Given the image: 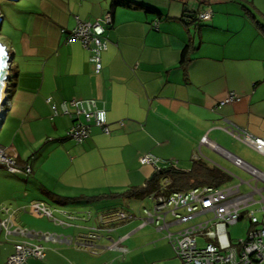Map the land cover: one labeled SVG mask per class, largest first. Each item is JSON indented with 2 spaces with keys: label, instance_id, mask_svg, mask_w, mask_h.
<instances>
[{
  "label": "crops",
  "instance_id": "obj_1",
  "mask_svg": "<svg viewBox=\"0 0 264 264\" xmlns=\"http://www.w3.org/2000/svg\"><path fill=\"white\" fill-rule=\"evenodd\" d=\"M16 2L8 41L2 42L11 65L5 93L10 106L0 128V148L17 155L21 165L30 164L32 172L26 174L24 186L14 187L0 203L6 200L18 207L43 200L71 213H81L89 204L103 205L95 215L115 210L111 201L128 200L126 210L138 215L110 234L114 239L125 237L123 256L107 248L110 241L105 236L97 254L73 245L43 243L46 258L27 264H182L163 232L141 225L143 208L152 206L150 192L142 197L122 194L143 188L154 177L155 168L140 162L148 153L177 161V169L191 171L196 161H203L227 174L203 152L218 154L234 166L222 150L244 159L242 145L264 158L225 130L234 124L264 139V0ZM245 7L257 14L260 25ZM207 9L213 11L210 20L191 19ZM107 12L113 18L106 33L109 47L103 53V68L96 73L89 51L78 40L66 43L61 29H74L76 17L95 21ZM187 45L191 47L183 63ZM232 92L240 99L221 103ZM49 98L57 105L73 98L97 99L107 109L109 132L95 127L83 143L66 138L73 121L64 115L52 117ZM232 175L226 186L235 185ZM0 184V191L11 186ZM259 187L264 195V183ZM56 215L66 219L61 212ZM243 219L250 226L245 215ZM71 222L74 225L65 227L42 225L31 214L16 216V224L28 229L73 236L86 234L97 223ZM16 239L0 240V264L7 263Z\"/></svg>",
  "mask_w": 264,
  "mask_h": 264
},
{
  "label": "built area",
  "instance_id": "obj_2",
  "mask_svg": "<svg viewBox=\"0 0 264 264\" xmlns=\"http://www.w3.org/2000/svg\"><path fill=\"white\" fill-rule=\"evenodd\" d=\"M212 17V9L201 11L197 15L199 21H207ZM112 21V13L107 12L95 21L76 17L74 29H61L66 43L78 40L89 51V59L94 64L96 73L103 68V53L109 47L106 33ZM240 97V94L232 92L221 103H230ZM4 99L1 124L10 106L9 99L6 96ZM48 102L51 103L52 117L64 115L73 121L66 133L68 139L83 143L90 138L95 127L109 132L107 109L97 99L73 98L57 105L49 98ZM225 130L264 156V139L234 124ZM203 141L207 143V137ZM222 152L236 166L247 172L251 180L232 175L238 180L235 185L221 188L211 185L196 186L188 191H169V182L164 180L159 187L150 191L148 197L153 202V207L144 208L141 225H153L157 231L163 232L182 264H264V195L263 189L259 187L260 182L264 183V171L227 150ZM17 158V155H9L5 149L0 148V167L7 168L13 174H30L31 165H21ZM140 162L143 165H152L156 171L177 166V161L162 159L152 153L141 156ZM244 186L249 188L248 192H243ZM56 212H61L66 219L58 217ZM19 214L45 216L54 224L63 227L74 225L71 221L79 219L96 220L97 223L86 234L73 236L36 231L17 225L16 216ZM244 215L250 222L247 238L234 240L230 236L229 227L238 224ZM137 218L135 212L122 208L95 215L89 212L86 217H80L76 213L54 209L43 200L18 207L1 204L0 233L6 240L17 238L13 244L14 251L9 255L6 264H27L30 259L44 260L47 247L43 243L46 242L73 245L97 254L99 241L105 236L110 241L107 248L119 251L123 256L127 252L122 246L125 237L114 239L110 234L116 231L119 224ZM177 224L183 226L173 229Z\"/></svg>",
  "mask_w": 264,
  "mask_h": 264
},
{
  "label": "rangeland",
  "instance_id": "obj_3",
  "mask_svg": "<svg viewBox=\"0 0 264 264\" xmlns=\"http://www.w3.org/2000/svg\"><path fill=\"white\" fill-rule=\"evenodd\" d=\"M18 4V2L12 1V0H0V15L1 17H5V21L3 24V27L0 29V42H7V36L9 35V31H10V19L9 17H11V11L15 9L16 5ZM8 70V69H7ZM6 85V84H5ZM10 85H12L10 83ZM7 87V86H6ZM5 94V91H4ZM6 125H4L1 129V131H4L6 128ZM3 133V132H2ZM2 133H0V144H1V139H2ZM241 145V144H240ZM241 149L242 151H244L245 157L244 159L247 160V162H250L251 164H254L255 166L259 167L261 170H264V158H261L259 156H257L256 154L252 153L251 150H248L247 148H245L244 146L241 145ZM203 154L208 158L209 161L213 162L214 164H216V166L220 168V166L222 168H224L225 170H227V172L231 175H237L239 177H241L244 180H251V176L245 172L240 170L239 168H237L236 166L232 165L228 160H226L224 157L219 156L218 154H214V153H210V152H203ZM28 180V177L26 174H19V175H14L12 173H10V171L5 168V167H0V181L4 182V183H9L11 184V186L9 187V190L7 188L2 189V191H0V197H7L9 196V193L12 192V190L15 188H17L18 190L20 189V186H24L26 181ZM232 184H236L237 180L232 178L231 180ZM1 185V184H0ZM8 185V184H7ZM260 187H263V184H260ZM27 189V188H26ZM242 190L246 191L245 187H242ZM123 200H119V201H111L110 203L113 204L112 206H117L116 208H122V209H127V204H130V201L126 200V203L122 202ZM53 204V202H50ZM1 204H7L11 206V203L8 201H3V203ZM133 205H135L136 203H132ZM78 206H80L79 204H77ZM148 205V202L147 204ZM55 206V205H53ZM66 207H69L70 205H64ZM98 206V207H97ZM150 206V204H149ZM131 207V205H130ZM153 207V202H152V206H150L149 209H151ZM79 208V207H75L74 209ZM96 208H103V205L96 204L95 206L93 205H88L84 208V210H80L81 213H77L74 212L76 214H79L80 217H86L87 213L91 212V213H96ZM115 208V209H116ZM130 209V208H129ZM134 209V208H133ZM144 210V208H143ZM142 210V211H143ZM35 214H31L32 217H34L35 219L38 220L39 224H44V225H53L54 222H52L51 220H49L47 217V219L49 220H40L37 215L33 216ZM39 216V215H38ZM45 217V216H43ZM76 220V221H80ZM53 223H51V222ZM56 225V224H55ZM248 223L246 219L241 220L238 224L235 225H231L229 227V231H230V236L232 239L234 240H240V239H246L247 238V234H248ZM4 238H1L0 240L3 241ZM87 253H92L90 251H86ZM94 254V253H92Z\"/></svg>",
  "mask_w": 264,
  "mask_h": 264
},
{
  "label": "trees",
  "instance_id": "obj_4",
  "mask_svg": "<svg viewBox=\"0 0 264 264\" xmlns=\"http://www.w3.org/2000/svg\"><path fill=\"white\" fill-rule=\"evenodd\" d=\"M114 5L123 3V0H113ZM145 7L148 11L157 12L156 9L141 5ZM247 15L253 19L259 25L261 24V20L259 21L257 18V14L249 7H245ZM196 20V19H195ZM264 30V26H261ZM191 46L187 45V47L183 50L182 54V62L185 63L186 55L189 52V48ZM231 176L226 172L207 166L203 161H196L193 164L191 171H185L177 168L171 169H163L161 171H156L154 177L148 181V183L143 188H131L126 193L122 195H130V196H145L151 190L159 187L160 183L164 180L169 182V191H188L189 189L196 186H204L211 185L216 188H221L226 186L230 181Z\"/></svg>",
  "mask_w": 264,
  "mask_h": 264
},
{
  "label": "water",
  "instance_id": "obj_5",
  "mask_svg": "<svg viewBox=\"0 0 264 264\" xmlns=\"http://www.w3.org/2000/svg\"><path fill=\"white\" fill-rule=\"evenodd\" d=\"M15 1V0H12ZM197 14L192 15L191 19H196ZM4 22V18L1 17L0 15V27L2 26ZM0 101L2 99V97L5 95L2 91L5 90V93L7 92V83L9 81V71H10V65H11V58L8 52L7 47L0 42ZM2 67H6L8 70H1ZM4 78V83H2L3 81H1ZM6 84V85H5ZM5 99H3V101L1 102V108L4 105V101ZM1 123H0V127H1ZM230 152V151H229Z\"/></svg>",
  "mask_w": 264,
  "mask_h": 264
},
{
  "label": "bare ground",
  "instance_id": "obj_6",
  "mask_svg": "<svg viewBox=\"0 0 264 264\" xmlns=\"http://www.w3.org/2000/svg\"><path fill=\"white\" fill-rule=\"evenodd\" d=\"M0 57H1V56H0ZM1 70H7V68H6V67H2ZM1 81H3L2 83H4V82H5V81H4V78H3ZM2 91H3V93H4L5 90L2 89ZM4 96H5V95H4ZM4 96L2 97V99H1V101H0V117L2 116V114H1V102H2L3 99H4ZM3 114H4V112H3Z\"/></svg>",
  "mask_w": 264,
  "mask_h": 264
},
{
  "label": "clouds",
  "instance_id": "obj_7",
  "mask_svg": "<svg viewBox=\"0 0 264 264\" xmlns=\"http://www.w3.org/2000/svg\"><path fill=\"white\" fill-rule=\"evenodd\" d=\"M9 52V51H8ZM10 55V54H9ZM228 151V150H227Z\"/></svg>",
  "mask_w": 264,
  "mask_h": 264
}]
</instances>
